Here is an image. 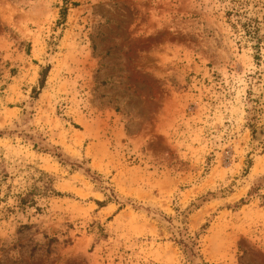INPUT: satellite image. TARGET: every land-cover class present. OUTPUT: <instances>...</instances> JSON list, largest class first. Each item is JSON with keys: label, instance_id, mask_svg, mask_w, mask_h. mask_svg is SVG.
Returning <instances> with one entry per match:
<instances>
[{"label": "rangeland", "instance_id": "374dc122", "mask_svg": "<svg viewBox=\"0 0 264 264\" xmlns=\"http://www.w3.org/2000/svg\"><path fill=\"white\" fill-rule=\"evenodd\" d=\"M0 264H264V0H0Z\"/></svg>", "mask_w": 264, "mask_h": 264}, {"label": "trees", "instance_id": "16d2710c", "mask_svg": "<svg viewBox=\"0 0 264 264\" xmlns=\"http://www.w3.org/2000/svg\"><path fill=\"white\" fill-rule=\"evenodd\" d=\"M45 79V73L42 76L41 79V86H44V80ZM39 177L35 180V182L31 185L29 191L22 195L20 197V203L25 204H34L35 203V197L36 196H54V195H60L59 192L54 191L53 189V182L55 178L44 171H40ZM43 181V183L40 185V182Z\"/></svg>", "mask_w": 264, "mask_h": 264}]
</instances>
